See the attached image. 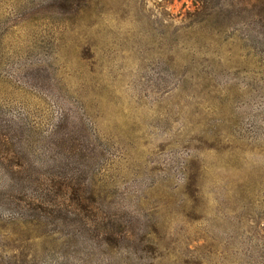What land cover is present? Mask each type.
I'll return each instance as SVG.
<instances>
[{"label": "rangeland", "instance_id": "obj_1", "mask_svg": "<svg viewBox=\"0 0 264 264\" xmlns=\"http://www.w3.org/2000/svg\"><path fill=\"white\" fill-rule=\"evenodd\" d=\"M0 264H264V0H0Z\"/></svg>", "mask_w": 264, "mask_h": 264}]
</instances>
